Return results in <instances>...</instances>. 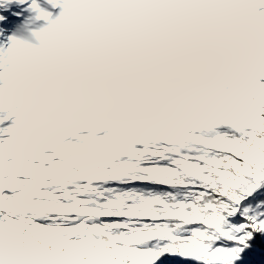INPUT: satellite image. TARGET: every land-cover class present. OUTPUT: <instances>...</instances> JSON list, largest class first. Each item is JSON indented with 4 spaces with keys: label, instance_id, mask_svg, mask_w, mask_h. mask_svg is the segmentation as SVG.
<instances>
[{
    "label": "snow or ice",
    "instance_id": "obj_1",
    "mask_svg": "<svg viewBox=\"0 0 264 264\" xmlns=\"http://www.w3.org/2000/svg\"><path fill=\"white\" fill-rule=\"evenodd\" d=\"M91 2L37 78L0 47V264H264V0Z\"/></svg>",
    "mask_w": 264,
    "mask_h": 264
},
{
    "label": "clouds",
    "instance_id": "obj_2",
    "mask_svg": "<svg viewBox=\"0 0 264 264\" xmlns=\"http://www.w3.org/2000/svg\"><path fill=\"white\" fill-rule=\"evenodd\" d=\"M55 13L33 7L34 14L24 31L11 36L12 57L22 80L40 76L55 58L74 50L93 32L97 17L111 30L112 8L94 5L91 0H48ZM101 12L103 13L101 15Z\"/></svg>",
    "mask_w": 264,
    "mask_h": 264
},
{
    "label": "bare ground",
    "instance_id": "obj_3",
    "mask_svg": "<svg viewBox=\"0 0 264 264\" xmlns=\"http://www.w3.org/2000/svg\"><path fill=\"white\" fill-rule=\"evenodd\" d=\"M0 8L3 13L6 12L8 15L13 11V13L6 19L4 26L10 28H22L23 31L34 14L32 0H3V2L0 3ZM35 8L41 11L54 12L55 10L51 7L48 0H36ZM15 13L16 15H14Z\"/></svg>",
    "mask_w": 264,
    "mask_h": 264
},
{
    "label": "rangeland",
    "instance_id": "obj_4",
    "mask_svg": "<svg viewBox=\"0 0 264 264\" xmlns=\"http://www.w3.org/2000/svg\"><path fill=\"white\" fill-rule=\"evenodd\" d=\"M2 9L0 8V16H4L5 19L4 21L1 23L0 26V47H4L6 48L9 44H10V40L8 39V37H11L13 34H21L23 32L22 28H18V27H5L4 24L6 22V19L13 13V11L10 12V15H8L6 12L3 13V11H1ZM16 15V13L14 14Z\"/></svg>",
    "mask_w": 264,
    "mask_h": 264
}]
</instances>
